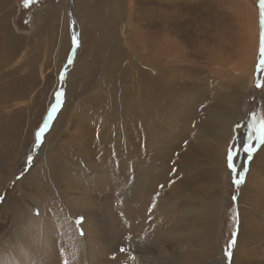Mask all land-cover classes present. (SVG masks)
Here are the masks:
<instances>
[{"label": "rangeland", "instance_id": "rangeland-1", "mask_svg": "<svg viewBox=\"0 0 264 264\" xmlns=\"http://www.w3.org/2000/svg\"><path fill=\"white\" fill-rule=\"evenodd\" d=\"M65 1L67 18L64 32L60 25L57 28L49 26L47 30L46 21L50 16L55 17L53 9L56 10L62 0H12L15 8L10 22L2 20L0 9V56L11 51L13 54L12 63L4 65L3 71L16 70L21 74L19 67L35 49L31 48L28 39L35 40L34 44L42 54L37 75L33 76L34 84L26 83L17 91L25 95L12 99V89L0 91L1 101L4 97L11 98L0 103V117L11 118L12 124L21 121L27 129L16 144L11 140V134L0 133V253L5 254L4 258L0 257V264H161V260L168 264L173 259L155 260L156 244L150 245L153 253L147 260L138 257V250L131 245L128 236L137 216L136 206L139 205L137 210L141 209L136 194L141 192V184L153 182L155 194L161 198L164 191L167 194L171 191L168 184L184 175L183 179L188 177L192 181L193 189L215 196L210 191L212 181L203 171L205 164L200 162L192 169L186 163L185 155L192 153L194 158V150L198 145L203 146L206 140L220 149L224 147L220 138L206 135L207 131L204 132L199 125L197 115L208 119V111L213 110L209 105L218 103L215 106L219 105L218 111L221 112L226 104L235 103L236 91L230 90L235 87L237 92L245 88V93L237 109L240 117L236 120L225 166L219 176L218 188L225 196L219 213V232L214 234L209 226L205 227L208 246V258L205 260L201 254L200 260L196 258L199 250L196 242L178 244L174 249L177 256L183 255L178 264H213V260L214 264H245L242 256L247 251H251L246 257L249 264H264V242L259 241V234H264L261 201L256 202L252 213L258 229L249 227L254 228V235L250 234L247 244L245 241L242 253H237L244 211L240 199L246 189V181L249 178V185H253L252 176L262 169L264 178V143L256 139L259 135L256 130L264 117V68L259 63L260 50L255 61L254 78L252 81L247 79V86L245 80L241 86L239 78L232 77V66L240 55L234 51L241 39L238 27L241 6L238 1L206 0L204 5L190 6L184 3L186 0H177L169 5L176 15L186 14L194 18L176 29L177 32H187L186 59L200 60L197 65L205 69V60L211 66L212 58L218 62V59L231 57L230 64H214L205 74L200 69H193L196 63L191 60L182 61L181 65L166 63L162 51L153 58L144 57L150 53L148 48L144 53L148 37L140 38L139 34L147 33V26L138 25L135 14L142 8V13L145 12L146 0H136L135 14L123 11L117 0L107 3L118 2L119 6L112 12H118L112 14L115 23L110 26L114 27V37L106 42L93 23H78L76 0ZM250 1L257 8L261 25L259 0ZM36 13L40 14L43 22L46 21L37 28L34 26ZM101 19L105 22L104 16ZM207 25L212 27L209 32L211 40L198 36L199 30H205ZM154 26L158 27V24ZM162 29L165 32L164 27ZM221 45L226 47L223 52ZM205 51V54L201 53ZM140 76L145 78L144 85L138 82ZM184 78L189 82L185 83ZM162 86H171L177 93L162 94ZM146 89L152 90L154 96L164 98V107H148L145 119L152 123L147 135V130L143 129L132 134L138 123L134 124L133 114L123 107L125 100L121 95L130 93L139 104ZM68 102L73 109L65 114ZM141 108L136 112L137 117L141 115ZM59 114L61 117L56 128L55 120ZM45 124L47 128L40 133ZM90 126L91 131L88 129ZM52 128L57 130L54 134ZM249 143L255 148L251 159L244 147ZM229 155L235 170L229 166ZM142 158H145L147 170L135 172L134 166ZM65 162L70 163V168H65ZM10 166L14 168L11 170ZM145 174L151 183L137 179ZM241 175L243 181L237 184ZM44 184L47 187L42 188ZM40 188L39 195L37 190ZM248 189L246 192L252 193L250 187ZM169 203L171 201L167 205ZM249 207V204L245 206V214ZM250 216L249 213L245 215L246 223L250 222ZM233 239L235 244L231 245ZM228 251L231 252L230 257Z\"/></svg>", "mask_w": 264, "mask_h": 264}, {"label": "bare ground", "instance_id": "bare-ground-1", "mask_svg": "<svg viewBox=\"0 0 264 264\" xmlns=\"http://www.w3.org/2000/svg\"><path fill=\"white\" fill-rule=\"evenodd\" d=\"M110 1L111 0H76L75 2L78 21H79L78 23L79 24L93 23V25H95L94 26L95 30L97 32L101 31L103 42L109 41L114 37V31L112 30L114 27L110 28V26L112 23H115V17H113L112 14L116 15L118 12H114V13L112 12L114 10V7L119 6L118 2H120V8L121 9L123 8L122 9L123 11H130L131 14H135L137 10L136 0H117L118 1L117 3H110L109 5H107V3ZM176 1L177 0H146L147 5L145 7L146 8L145 12L142 13L143 8L139 9V11L137 10L135 14V18H137L136 20L137 24L142 27L143 25L141 24L147 26L146 28L147 33L139 34L140 38L147 39L148 37L147 43H145L146 46L144 45L145 47L144 53H146L148 50L150 53L148 56H144V57L153 58L157 56L160 51H162L163 54L165 55L166 63L171 62L181 65L182 61L191 60L196 63V65L193 66V69L195 70L200 69V72L204 74L206 73L207 69L213 68L215 65L230 64L232 62V60H230L231 57H227L221 60L213 56L214 58L218 59V62L216 59H215L216 61H212L213 60L212 58L210 63L211 66H209L206 62L207 60L205 61L203 60L204 61L203 66L204 65L206 66L205 69L204 68L201 69L200 65H197L200 63V60L198 61L196 58L186 59L188 53L187 45H185V38L187 32H182V33L177 32L176 29L179 25L181 27L186 23H188V21H193L194 18H192L191 15H186V14L176 15V13H174L175 11H172L169 7V5L174 4ZM237 1H238L237 4L241 6L239 7L240 20H238L239 21L238 27L240 30L239 37L241 39L239 45H237L239 47H237V49L234 51L237 53L239 52L240 55L236 58L237 60L232 66L233 68L232 77H236L237 79L239 78L241 82V86L243 84V81L245 80V85L247 86V79L248 81L249 80L252 81L254 78L255 61L257 60L256 58L258 57V51L260 50V46H261V25L259 24L258 21L257 8L252 4V2L250 0H237ZM11 3L12 0H0V9L3 14L1 18L2 20L5 19L7 22H10V20L12 19L11 16L13 13V8H15L12 6ZM184 3L193 6L195 4L204 5L207 2L206 0H186ZM58 6L59 7H56V10L53 9L52 12L53 14H55V17L50 16V18L46 20L47 30L49 29V26H52L53 28H57L60 25V30L64 32L66 27L65 25L66 18H67L66 1L62 0V2ZM98 11H100V14H98ZM102 16L105 17V22H102L101 19ZM46 21L43 22L41 20L40 14L36 13L34 26L37 28L42 23H46ZM156 24H158V27L154 26ZM140 26L138 32L140 31ZM163 27L165 29V32L162 29ZM210 31H212V27L207 25L205 30H201V31L199 30L198 36L207 40H211L212 36L211 33L209 34ZM202 34L206 36H201ZM28 42L31 43L32 45L31 48H35V49L34 51L32 49L33 52H31L29 55L25 57V61L19 67L22 70L20 75L16 70L3 71L4 69L3 66L8 65L11 62V59L13 57L12 56L13 54L11 53L12 51L10 53L7 52V55L0 56V91L12 89V99L19 98L21 95H25L22 92L20 94L17 93V91H19V87L20 86L22 87L26 83L27 84L33 83V76L37 75L39 69L38 68L40 64L39 59L42 56L41 52L38 51L40 49L36 44H34L35 40L33 38L28 39ZM223 46L224 45L220 46L222 52L226 49V47ZM219 52L220 50L218 51V53ZM201 53L205 54L206 51ZM216 56L220 57V55H216ZM145 60L147 63H149L148 59ZM135 74H136L135 72L132 73L133 77L135 76ZM136 78H138V75H136ZM184 81L185 83L189 82V80L186 78H184ZM138 82L139 84L141 83V85H144L146 83L145 78L144 77L142 78L141 76ZM31 86L33 87L34 85ZM230 90L236 91L234 95L235 103L226 104L224 106L225 110L221 112L218 111L219 105L215 106L218 103H216L214 106L209 105L211 108H213V110L211 112L208 111L210 114L208 119H206L205 117L201 118L199 117L200 115H197L199 125L202 127L204 132L207 131L206 135L217 137L218 140L220 138V142L221 144H223L224 149L223 148L220 149L219 147H217V145L213 144V142L206 140L203 146H199L197 144L198 146L196 147V150H194L195 151L194 154H196L194 158L192 153H188L189 149L186 152L188 154L185 155V161L192 169H194L195 166L200 162H203L205 164V168L203 171L205 175L209 176L210 178L209 180L212 181V184L210 185V191L215 193L214 197L206 194H201L200 192L201 190L193 189L192 181H190L188 177L186 179H183L184 175H182L181 178L177 177L174 180H172L171 183L168 184L169 190L171 189L169 194H167L166 191H164L161 198H158L155 194L154 186H152L153 182L152 184L145 183L146 185L141 184L139 182L140 180L142 182L143 179H146V181L148 182L149 180H147V174H145L143 177L140 176L137 177L139 181H136V183L141 184V192L139 194H136L137 195L136 197L139 198L141 209L137 210L139 205L136 206L137 216L132 222V231H131V235L128 236V238L131 241V245L136 250H138L136 251L138 257L141 258L143 257L145 260H147L146 258L149 259L150 258L149 254L153 253L151 251L153 250V248L150 245L153 246L154 244H156L157 258L155 257L152 258H155L156 261L160 260L159 258H164L167 260H169L170 258L173 259L170 261L172 264H178L180 263V259L183 257V255L181 256L176 255V251L174 249L175 246L182 243L190 244L192 242H196L197 246L199 247V250L196 252V258L198 260L201 259V256L203 260L208 258V246L205 241V236H206L205 227L209 226L210 231L214 234H217L219 232V222H220L219 213L225 201V196L219 191L218 188L219 176L225 166L224 163H225V156L227 154V147L229 146L231 139L235 133L236 120L240 117L239 114L237 115V109L239 107V104L243 100V95L245 93V88L238 92H237V87ZM148 92L150 93V96H148ZM160 92L162 94L167 92L168 94L171 95H175L177 93V91L171 86H168L167 88L165 86H162ZM121 98L125 100L123 102L125 106L123 107L125 109H128L133 114L134 117L133 119L136 121V122L134 121V124L138 123L135 129H133L134 131L132 134H138L139 129L150 130L151 127L150 124L152 123V121L148 122L145 119V115H147L148 114L147 112L149 111L148 107L152 106V108L157 107L162 109L164 107L163 101L165 100L164 98H159V95L154 96L153 91L150 89H146V91L144 92V98L139 104L137 103L133 95L130 93H124L123 95H121ZM8 99L11 98L4 97L2 101H7ZM2 101L0 100L1 104L4 103ZM149 103H151V105ZM67 105L68 106L66 108L65 114L67 112L69 113V111L73 109V108L71 109L72 106H70L69 102ZM141 106H142L141 115L137 117L136 112L138 109H140ZM145 110L147 111L145 112ZM22 113L25 112L22 110ZM211 113L213 114L211 115ZM62 114L63 113H61V115ZM61 115L59 114V116L55 120L56 128L59 125L58 121ZM6 119H7L6 117H2V118L0 117V133L11 134L12 137L11 140L15 141L16 144L24 137L25 133H27L26 124L22 123L21 121H19L20 123L18 121H15L12 124L11 118L7 120ZM25 122L28 123L29 121H25ZM12 125L13 127L11 128ZM62 128L63 127H61L59 130H61ZM88 129L91 131L92 126H90ZM56 131L57 130L53 128L51 129V132H53V134ZM64 131L67 132V128H64ZM145 134L146 135L148 134V130L145 132ZM145 158L137 160V163L134 166L135 172L138 173L146 172L147 169H146ZM252 163L250 168L251 170L253 168ZM69 164L70 163L65 162L63 165L65 166V168H70L68 166ZM13 168L14 166H10L11 170ZM61 170L65 171L67 169H61ZM262 172L263 169L260 170L257 175L252 176L253 185H249V178H248V181H246V185H245L246 189L243 192V195L240 199L241 207L244 208V211L241 209L243 211V214H241V230L238 237L237 253L241 252V247L245 246V241L247 244V239L249 238L250 234H252V232L254 233V230H252L254 228L249 229V227L253 226L255 227V229H258V225L256 224V220L253 217L252 213L254 212L253 210L255 208L256 202L257 204L260 201L263 202V208H264V187H263L264 178L261 175ZM194 175H196V173H194ZM248 176L251 177V174L250 175L248 174ZM172 184H176V185H172ZM66 186L67 185L64 184V187ZM45 187H47V185L44 184L42 188ZM249 187L252 193L246 192L247 190H249L248 189ZM42 188L37 190V192H39V195ZM244 194L246 197H244ZM49 195L51 196L53 195L52 193H50V190H49ZM183 195L185 196L184 198H182ZM176 196L179 197L176 198ZM36 198L37 197H35V199ZM245 199L247 200V202H245ZM154 201H156L155 205H153ZM169 201H171V203L167 205ZM247 204L250 205V207L247 209L248 210L247 212L251 214V216L249 217L250 219L248 220L250 222L246 223L245 215H247L248 213L245 214V210H246L245 206H247ZM258 207L260 208L261 206L258 205ZM260 209H262V207ZM43 216H44V212L42 213V217ZM259 241L264 242L263 233L259 234ZM249 245L250 244L246 245L247 250L250 247ZM250 252L247 251L245 253L246 256L245 255L242 256V259L246 261L245 264L250 263V260L246 259V257L250 255ZM4 256L5 254H3V252L0 253V257L4 258ZM160 262L161 264H165L164 260H161ZM170 262L168 264H170ZM214 262L215 261L213 260L212 263L214 264Z\"/></svg>", "mask_w": 264, "mask_h": 264}, {"label": "snow or ice", "instance_id": "snow-or-ice-1", "mask_svg": "<svg viewBox=\"0 0 264 264\" xmlns=\"http://www.w3.org/2000/svg\"><path fill=\"white\" fill-rule=\"evenodd\" d=\"M27 2V0H26ZM260 3V8H261V26H262V31H261V46H260V67L264 68V0H259ZM74 42L76 41L75 36L73 37ZM69 63H71V61H69ZM257 86H261V84H258ZM253 117L255 118V114H253ZM51 118V117H50ZM239 127V125H238ZM47 128V124H45L44 128L40 129V133H43L45 131V129ZM256 131L259 132V135L256 137V139L260 142V143H264V117L261 118V122H260V128L257 129ZM251 139V138H250ZM38 143H39V136H38ZM245 147V151L249 152V159H251V153L255 151V148L251 145V143H249L247 146ZM229 159V166L232 167L235 170V166L234 164L231 163L232 161V156L229 155L228 157ZM243 181V175L240 176V179L236 181L237 184H239L240 182ZM231 245L235 244V240L233 239L232 241H230ZM228 256H231V252L228 251Z\"/></svg>", "mask_w": 264, "mask_h": 264}]
</instances>
